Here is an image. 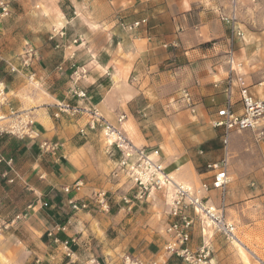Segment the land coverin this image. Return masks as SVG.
I'll return each mask as SVG.
<instances>
[{
  "label": "crops",
  "instance_id": "crops-1",
  "mask_svg": "<svg viewBox=\"0 0 264 264\" xmlns=\"http://www.w3.org/2000/svg\"><path fill=\"white\" fill-rule=\"evenodd\" d=\"M9 1L11 13L0 20L1 111H29L35 134L0 130V223L27 212L0 230V264H123L126 252L144 264H184L162 250L166 194L155 190L137 203L122 199L131 184L108 180L120 152L105 145L100 128L79 131L89 119L86 110L96 109L134 145L160 148L176 182L210 179L207 165L225 158L224 210L264 199V136L231 132L225 145L222 129L209 124L228 99L240 111L237 76L264 100V48L238 36L235 21L225 17L227 0ZM229 54L238 64L230 94ZM182 90L195 113L185 107ZM60 102L80 110L55 115ZM43 142L58 147L44 150ZM78 179L85 182L74 194L78 200L99 187L109 191L107 212L64 204L62 187ZM218 195L205 193L215 206ZM56 223L64 226L53 231L58 241L48 234ZM192 233L196 247L197 229Z\"/></svg>",
  "mask_w": 264,
  "mask_h": 264
},
{
  "label": "built area",
  "instance_id": "built-area-1",
  "mask_svg": "<svg viewBox=\"0 0 264 264\" xmlns=\"http://www.w3.org/2000/svg\"><path fill=\"white\" fill-rule=\"evenodd\" d=\"M10 13V1L0 0V20L8 17ZM143 21H135L129 28L131 29ZM236 33L240 34L237 29ZM226 61L229 65L230 77L225 90L230 94L231 74L235 72L238 64L231 54L227 56ZM236 81L238 82V95L241 102L240 111L234 110L232 102L228 99L223 106L215 110L209 120L211 127L222 129V141L225 145L231 132L255 130L260 137L264 136V100L255 98L248 91L240 76L236 77ZM75 93L79 97L85 96L83 90H78ZM181 99L185 107L191 113H195V104L192 102L191 95L187 90H182ZM5 101L6 89L3 82L0 81V130L20 137L35 134L33 128L34 120L29 111H18L11 108L9 113L5 114L1 111V106L5 104ZM57 107L58 110L55 115L61 111L76 113L80 110L78 106L65 102L58 103ZM86 111L90 114L89 119L79 131L85 133L86 128L90 130L100 128L105 145L108 147L113 146L120 152V158L113 162L108 180L115 182L125 180V182L131 184L122 199L127 203H131L132 200L147 199L155 190H161L166 194L168 220L165 226L167 239L163 245L165 252L179 257L188 264H205L210 258L211 246L209 238L214 231H218L230 238L235 237V227L226 218L224 211L226 186L230 181L227 171L228 164L225 158L221 162L208 164L207 167L211 171L210 179L201 182L198 188H193L175 181L173 174L165 168L160 156V148L138 147L96 109ZM123 117V115L119 116L117 122H121ZM41 147L44 150L54 151L58 145L56 143L43 142ZM84 184L83 179H78L70 185L63 186L61 190L66 194L64 204L72 211L96 207L103 212H107L109 210V191L103 187L93 190L87 201L78 200L74 197V194L78 193ZM211 189H217L220 192V205L218 206L209 203V199L202 195V192ZM130 191H133L131 195L129 194ZM190 211L193 215L189 213ZM26 217L27 212L17 213L10 220L0 223V230L6 229ZM196 220L203 239L201 245L196 250H193L189 243ZM63 229V225L56 223L48 230V234L54 236V230L60 231ZM209 232H212V234ZM53 240L58 241V238L54 236ZM62 243L67 248V255L70 256L72 253L69 250V240H64ZM95 264H98V262ZM123 264H143V262L126 256Z\"/></svg>",
  "mask_w": 264,
  "mask_h": 264
},
{
  "label": "rangeland",
  "instance_id": "rangeland-1",
  "mask_svg": "<svg viewBox=\"0 0 264 264\" xmlns=\"http://www.w3.org/2000/svg\"><path fill=\"white\" fill-rule=\"evenodd\" d=\"M227 1L230 10L228 12V15H225V17L229 20L233 19V21H235L237 30L240 32L238 36L244 38L245 40H248L251 43H254L256 49L258 47V49L262 50L264 48V0ZM174 178L177 179L176 175H174ZM208 180L209 179L207 178L202 181H198L196 184H191L186 181L178 182L186 184L193 188H198L201 182ZM228 184L226 186L225 199L228 190ZM217 191L219 193L218 199L220 200V192L219 190ZM131 192L132 191L129 192L130 195L132 194ZM206 192L207 191L202 192V195L205 196ZM205 197L208 198L207 196ZM259 197L260 194H258L254 198ZM145 200L146 199H143L142 201ZM132 201H136L137 203V201L140 200ZM238 203L241 204L243 202L240 201ZM224 205L225 208L227 204H225L224 202ZM130 211L132 210L130 209ZM224 211L226 218L231 221L235 227V237H227L226 235L218 231H214L213 234L212 232H209L212 234L209 238L211 253L210 258L205 264H264V199H256L254 202H250L247 206H244V208H241L237 211L231 209ZM189 213L193 215L191 211ZM167 220L168 217H166L165 226ZM194 229H197L198 231L197 238L199 239V241L197 242L196 247H194L193 233H191L189 244L193 250H196L201 245L203 239L197 220L195 221L193 231ZM163 231L165 233V227ZM162 250H164L163 246ZM126 256L142 261V259L138 256L126 252L121 256L122 262H124ZM184 264L188 263L184 262Z\"/></svg>",
  "mask_w": 264,
  "mask_h": 264
}]
</instances>
